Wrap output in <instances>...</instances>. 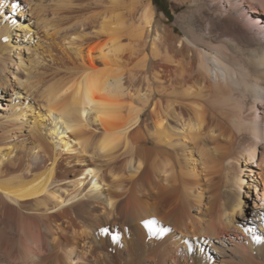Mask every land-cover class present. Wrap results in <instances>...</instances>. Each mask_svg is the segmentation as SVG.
Listing matches in <instances>:
<instances>
[{"label":"bare ground","instance_id":"obj_1","mask_svg":"<svg viewBox=\"0 0 264 264\" xmlns=\"http://www.w3.org/2000/svg\"><path fill=\"white\" fill-rule=\"evenodd\" d=\"M181 1L0 0V264H264V0Z\"/></svg>","mask_w":264,"mask_h":264},{"label":"rangeland","instance_id":"obj_2","mask_svg":"<svg viewBox=\"0 0 264 264\" xmlns=\"http://www.w3.org/2000/svg\"><path fill=\"white\" fill-rule=\"evenodd\" d=\"M155 5L157 7L158 15L162 16L164 13L166 18L164 22L169 25H173V22L176 20V14L180 13L184 9L187 8V4L183 3L181 0H154ZM181 29L176 26V32H180ZM7 96L6 98H8ZM256 164V162H255ZM255 173H257V177L261 178V174H258L261 171L260 167L254 166ZM255 190H253L254 192Z\"/></svg>","mask_w":264,"mask_h":264}]
</instances>
